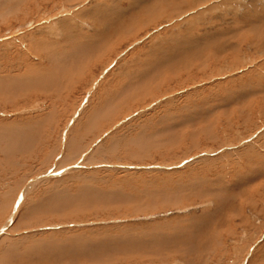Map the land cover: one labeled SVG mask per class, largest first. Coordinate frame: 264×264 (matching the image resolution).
Listing matches in <instances>:
<instances>
[{"label": "rangeland", "instance_id": "rangeland-1", "mask_svg": "<svg viewBox=\"0 0 264 264\" xmlns=\"http://www.w3.org/2000/svg\"><path fill=\"white\" fill-rule=\"evenodd\" d=\"M0 128V264H264V0H0Z\"/></svg>", "mask_w": 264, "mask_h": 264}, {"label": "bare ground", "instance_id": "bare-ground-1", "mask_svg": "<svg viewBox=\"0 0 264 264\" xmlns=\"http://www.w3.org/2000/svg\"><path fill=\"white\" fill-rule=\"evenodd\" d=\"M136 4V3H135ZM124 9V8H123ZM136 17V16H135ZM184 38V37H183ZM187 42V41H186ZM195 43V42H194ZM187 44V43H186ZM5 63V62H4ZM8 68V67H7ZM6 68V69H7ZM5 69V68H4ZM11 70V69H10ZM184 70V69H183ZM177 78V77H176ZM7 79H10V78H7ZM177 81L175 80V83H176ZM146 83V82H145ZM178 83V82H177ZM162 84V83H161ZM129 85V84H128ZM148 85H149V83H148ZM157 85V84H156ZM184 86V85H183ZM157 87H158V85H157ZM157 87H155V88H157ZM113 103V102H112ZM251 107V106H250ZM250 111H252V110H250ZM243 112V111H242ZM246 112V111H245ZM247 113V112H246ZM119 114V113H118ZM241 115V114H240ZM248 115H249V113H248ZM260 115V114H259ZM242 116V115H241ZM246 116V115H245ZM239 117V116H238ZM240 118V117H239ZM189 119H191V117H189ZM194 121V120H193ZM237 122H238V120H237ZM193 127V126H192ZM90 128V127H89ZM10 130V129H9ZM9 130L7 129V128H0V143L2 142V140H4V138L6 137V135H8V132H9ZM93 131V130H92ZM12 138V137H11ZM225 142V141H224ZM73 143V142H72ZM81 145V144H80ZM119 146V145H118ZM200 183V182H199ZM200 192V191H199ZM205 194V193H204Z\"/></svg>", "mask_w": 264, "mask_h": 264}]
</instances>
